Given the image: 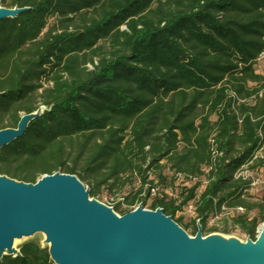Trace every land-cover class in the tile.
<instances>
[{"label":"trees","instance_id":"trees-1","mask_svg":"<svg viewBox=\"0 0 264 264\" xmlns=\"http://www.w3.org/2000/svg\"><path fill=\"white\" fill-rule=\"evenodd\" d=\"M27 7L0 19V129L42 112L0 149V174L35 182L74 174L96 196L138 182L112 209L162 208L188 234L254 240L264 200L251 201L244 167L264 170V0H0ZM152 174L153 177L149 178ZM194 181L179 204L148 188ZM205 181L201 190L200 184ZM189 222L175 216L188 201ZM241 207L222 226L223 208ZM254 214L250 216V213ZM0 264H53L23 242Z\"/></svg>","mask_w":264,"mask_h":264},{"label":"water","instance_id":"water-1","mask_svg":"<svg viewBox=\"0 0 264 264\" xmlns=\"http://www.w3.org/2000/svg\"><path fill=\"white\" fill-rule=\"evenodd\" d=\"M27 7L0 5V19ZM43 107L0 129V149L19 138ZM189 235L162 208L141 203L115 212L89 196L76 175L55 171L35 182L0 174V258L18 255L15 239L44 235L53 264H264V222L254 240L220 232Z\"/></svg>","mask_w":264,"mask_h":264},{"label":"rangeland","instance_id":"rangeland-1","mask_svg":"<svg viewBox=\"0 0 264 264\" xmlns=\"http://www.w3.org/2000/svg\"><path fill=\"white\" fill-rule=\"evenodd\" d=\"M256 70L257 72H262L264 70V53L261 56V61L256 64ZM239 175L247 176L251 180V184L248 188V194L249 198L251 201H258V200H264V170L262 169H256V170H250L249 168L244 167L242 170L239 171ZM153 175L150 174L149 178H152ZM194 183V181H182L176 180L174 184L167 185L166 187L161 185V184H156L158 186V192H164L163 190L167 191L172 188L173 194L180 193V188L186 184L187 186H190ZM83 185L85 187H88L86 183L83 182ZM138 187V182H135L134 184H126L124 186H120V184H116L112 187L111 190H108L106 187L102 186L96 196H91L90 198L95 199L107 206H111L117 202H121V207H124L123 202V197L130 192H133L136 190ZM170 187V188H169ZM169 188V189H168ZM169 192V191H168ZM147 203L145 204V207L148 208L149 200L146 201ZM139 203V202H138ZM136 204V206L138 205ZM237 212L241 211H236L232 208H223V210L220 213H217L215 215H212L209 217L208 220V226L210 225H217V226H222L224 221L226 220L227 223L230 224L229 218L236 214ZM254 214V211L250 213V216ZM175 216H182L184 222H189L194 215H192L188 210L184 209L182 212H176ZM261 223L259 224L258 228L260 227ZM190 235V234H189ZM222 236L225 237H233L239 241H245L244 236L241 234L239 229L237 227L232 228V232L230 234H224L221 233ZM36 240L38 241L41 245L47 246L46 243H44V235L41 233H35L34 235L30 237H23L20 239H15L13 246L14 248H18L23 242L28 241V240Z\"/></svg>","mask_w":264,"mask_h":264},{"label":"built area","instance_id":"built-area-1","mask_svg":"<svg viewBox=\"0 0 264 264\" xmlns=\"http://www.w3.org/2000/svg\"><path fill=\"white\" fill-rule=\"evenodd\" d=\"M263 53H264V51L262 52L261 56L263 55ZM239 173H240V172H238L236 175H239ZM176 176H177L176 180H180V179H182V176H181L180 174H176ZM204 183H205V181H203V182L200 184L198 190H201V189H202ZM169 188H170V187H169ZM169 188H168V189H169ZM148 190H149V193H148V199H150V198L156 196L157 194H159V192H158V186H157V185L150 186V187L148 188ZM163 191H164L168 196H170V197H172V198L174 199L175 204H179V202L181 201V197H180L177 193L173 194V192H172V188H170V189L168 190L169 192L167 191V189H166V190H163ZM135 207H136V205H134L133 208H135ZM133 208H132V209H133ZM143 208H146V207L144 206ZM222 208H224V207H222ZM184 209L188 210L192 215H195V204H194V201H193V200L188 201V202H187V203H186V204H185L180 210L177 211V213H178V212H182ZM234 210H236V211H242V208H241V207H236Z\"/></svg>","mask_w":264,"mask_h":264}]
</instances>
